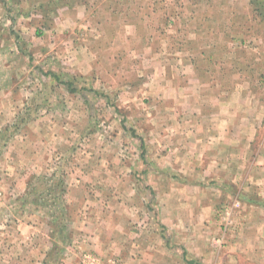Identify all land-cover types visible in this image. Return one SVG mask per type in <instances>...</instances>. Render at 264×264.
<instances>
[{"label": "rangeland", "instance_id": "rangeland-1", "mask_svg": "<svg viewBox=\"0 0 264 264\" xmlns=\"http://www.w3.org/2000/svg\"><path fill=\"white\" fill-rule=\"evenodd\" d=\"M0 6V63L29 96L0 128V264H30L37 241L10 218L17 158L4 150L53 131L75 162L108 166L99 197L124 200L136 246L174 252L167 264H264V0ZM48 181L30 178L17 207L50 226L44 264H64V190Z\"/></svg>", "mask_w": 264, "mask_h": 264}, {"label": "crops", "instance_id": "crops-1", "mask_svg": "<svg viewBox=\"0 0 264 264\" xmlns=\"http://www.w3.org/2000/svg\"><path fill=\"white\" fill-rule=\"evenodd\" d=\"M2 10L0 6V17ZM3 44V40H0V45L3 46ZM0 65L1 67L3 65L0 69L1 128L16 118L17 113L24 107L29 96L27 91L25 92L21 88V85L10 84L11 72L4 70L6 66L4 63H0ZM34 123H39V119ZM40 132H44V129L42 128L37 134ZM38 136L40 138L31 140L28 135H21L19 143L14 141L4 150V156L17 158L14 160V165L10 167L12 171L10 178L16 182V187L11 185V192L14 189L17 192L10 194L5 199L10 204V218L12 221L18 222V232L20 231L19 234L26 238L23 240L26 245L32 243L33 238L37 239L32 249L35 256L31 258L30 264H44L46 255L49 254L52 247L49 240L50 226H46L44 220L39 219L38 215L37 221H34L30 217L33 216L30 214L31 211H24L23 207L20 209L17 207L18 201L21 204L23 201H27V198H23L27 197L25 195L28 187H30V178L36 175L38 178L39 176L49 178L48 186L63 180V182L60 181V185H63L64 190V195L61 196L65 206L62 212L65 215L63 218L65 222L64 231L72 243L64 250L67 255L64 264H78L80 259L75 251L81 254L85 250L95 251L105 258L116 256L117 261L122 264H135L136 259L139 258H142V264H167L171 262V253L174 255V252L158 251L155 249L156 246H151L145 250V248L135 245L134 231L130 229L123 199L118 198V196L110 200L99 197V195L102 196V191L106 189L108 176L105 174L108 172V166L101 164L86 168V166L75 162L76 152H60V148L56 146L60 139L54 131L51 136L48 133H41ZM27 158L31 159L30 161L32 159L35 161L29 164ZM77 171L80 177L78 184H76V176L72 178L73 172ZM58 177L62 178L57 179ZM120 184L123 185L121 182L112 185L118 187ZM19 206L21 205L19 204ZM74 247L78 249L75 250ZM139 252L140 255L137 256Z\"/></svg>", "mask_w": 264, "mask_h": 264}]
</instances>
